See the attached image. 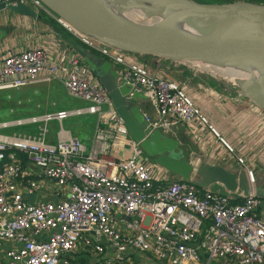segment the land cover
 <instances>
[{
    "label": "built area",
    "instance_id": "obj_1",
    "mask_svg": "<svg viewBox=\"0 0 264 264\" xmlns=\"http://www.w3.org/2000/svg\"><path fill=\"white\" fill-rule=\"evenodd\" d=\"M10 1L52 15L39 0L0 4ZM57 20L109 61L121 78L142 86L151 106L149 110L142 102V111L152 130L177 140L187 136L194 145L188 151L194 166L208 163L244 174L250 193L235 200L201 191L156 165L131 138L78 56L69 53L59 59L36 46L0 52L1 92L58 81L72 98L88 103L0 123V250L13 244L0 264H71L81 244L99 254L115 253V259L91 264H213L233 259H238L236 264H264V200L256 196L258 188L264 190V112L238 88L223 90L229 88L223 84L217 90H191V80L170 71V65L180 64L158 59L164 65L154 68L146 57L106 46ZM212 97L214 112L227 109L229 102L245 106L240 115L230 109L236 118L225 120L234 143L198 104V99ZM84 115L98 117L91 152L63 127V121ZM52 122L58 125L54 134ZM24 126H34L35 132H5ZM47 193L56 200L41 201L51 195ZM27 194H36V202L25 201Z\"/></svg>",
    "mask_w": 264,
    "mask_h": 264
},
{
    "label": "water",
    "instance_id": "obj_2",
    "mask_svg": "<svg viewBox=\"0 0 264 264\" xmlns=\"http://www.w3.org/2000/svg\"><path fill=\"white\" fill-rule=\"evenodd\" d=\"M39 2L73 30L111 48L180 65L240 70L249 77L235 82L238 90L264 112V4H201L193 0ZM3 11L33 19L41 17L19 1L0 4V13ZM129 14H137L139 19ZM9 34V30L0 28V40ZM67 45L100 83L131 138L156 165L178 180L214 194L235 200L249 195L244 174L208 163L196 167L179 140L150 128L142 111L146 97L140 84L128 83L109 61L82 43L70 41ZM256 196L264 200V190L258 188ZM37 197L27 194L24 199L35 203Z\"/></svg>",
    "mask_w": 264,
    "mask_h": 264
},
{
    "label": "crops",
    "instance_id": "obj_3",
    "mask_svg": "<svg viewBox=\"0 0 264 264\" xmlns=\"http://www.w3.org/2000/svg\"><path fill=\"white\" fill-rule=\"evenodd\" d=\"M193 1L198 2V0H193ZM238 1H243V0H234V2H238ZM234 2H230L229 0V2L221 1V2H213L212 4H226V3H234ZM202 4H210V3H202ZM260 4H263V3H260ZM40 14L41 15L45 14L46 16H48L47 18L52 23H48L47 25L42 24L39 21L41 17L39 19H33V18L17 16V15L11 14L8 11L1 12L0 13V28L3 30H9L10 34L6 38L0 40V52L10 54V53H13V51H18V50L26 49L27 47L36 46V47H40V48H44L48 50L52 55L56 54L57 55L56 57L54 55L53 56L59 59H61L63 55L65 54L70 53L72 55H75L74 52L70 50V48L67 45V42H70L73 40L72 39L65 40L63 39L62 36H64L63 34L69 37L71 36L76 41V44H79L80 42L68 30H66L64 26H62L58 22L57 17L52 16L50 14L48 15L47 13L41 12V11L39 12V15ZM152 59H154L153 62H152ZM151 62L154 64V68L157 67V69H160L164 65L162 64V62H160L158 59H155V58H151ZM169 67H170V71L174 70L176 73H180V77L182 80L189 79L192 82H194V80L197 77L195 76V72L200 71L202 73L201 70H203V69L200 70V67H193V65H179V67H176L175 65H170ZM89 77L95 78L92 73L90 74ZM203 77L206 78L207 76L203 75ZM197 81H199V79H196L194 83H191V90H204V87L202 86V84L201 85L198 84ZM204 81L206 84H209L208 81L206 80ZM54 82L57 84L60 83L61 87H63L66 90L62 82H58V81H54ZM54 82H51V83H54ZM51 83H47L48 85L47 84L32 85V86H29L23 89L27 90V89L35 88L38 86L39 87L50 86ZM211 87H212V90H217L218 88H220V87L215 88L213 86ZM17 90H20V89H17ZM17 90H7V92L9 91L12 92V91H17ZM223 90H230V89H223ZM214 98L215 97L209 98V100H206V101L198 99V104L201 106L204 112L208 113L211 116L212 122H216L218 125H220L222 134L229 141L234 143L235 139L232 137L234 134V132L232 131L233 129L230 126V123H226L225 120L230 117L236 118V116L231 114L230 109L233 112V114L239 113L240 115L245 110V106L243 104H240L239 102H229L227 105L228 107L227 109L219 108L218 110L214 112L211 108L213 104L211 103V105H209V103L212 102ZM69 105L72 107L59 109L57 111H49L45 114H52V113H56L59 111H70V110H75L79 108H85L88 106V103L74 98V100L72 99V103ZM45 114H28V115H25L19 118L17 117L16 118H5L3 120H0V123L16 121L18 119H24V118L32 117V116H41ZM76 118H81V119L85 118L84 124L89 128L88 131L84 134H79L81 136L80 137L75 132H72L71 129H66V130L71 131L73 135L78 137L80 141L82 142V144L87 148V151L91 152L93 149L94 141H95L94 137H95V129H96L98 117L94 115H84V116H79ZM78 124L82 125L80 123ZM29 127H32V126H29ZM63 127H64V121H63ZM15 128H19V127H15ZM15 128L7 129L5 130V132L6 133H27L30 131L35 132L34 130H29L26 132L12 131ZM57 128H58V125H57ZM51 140L54 141L55 138L51 137ZM179 141L182 143V147L184 148L185 153L188 156V151H192V148L194 147L193 143L185 135L183 136L181 135ZM47 194H51V195H47L49 197H40L41 201L48 200L49 198L52 199V193H47ZM53 199L56 200L55 198ZM12 245L13 244L10 242L5 244L3 248L0 250V257H3L5 253L12 247ZM81 245L83 246V244ZM82 246H79V248L82 249ZM81 252L83 251H80L79 253ZM0 259L2 260V258ZM84 259L86 260V262H89V264H91L92 260H93V263L94 262L99 263L100 261L115 259V253L113 251H108L105 254H99V256L87 255V254L86 256L80 255L78 256V264L80 262H83Z\"/></svg>",
    "mask_w": 264,
    "mask_h": 264
},
{
    "label": "rangeland",
    "instance_id": "obj_4",
    "mask_svg": "<svg viewBox=\"0 0 264 264\" xmlns=\"http://www.w3.org/2000/svg\"><path fill=\"white\" fill-rule=\"evenodd\" d=\"M200 2H207L212 4L213 0H199ZM262 2H264V0H261ZM202 4V3H201ZM130 17L137 19L138 16L137 14H129ZM139 19V18H138ZM152 61H154V59H152ZM149 63L151 64V59L149 60ZM204 71L205 74H203L204 76H207L206 78L203 77V75H197L196 79H199V81H197L198 84H202L203 87H208V86H213L215 88L220 87L222 84H224V87L228 88V89H236L238 88L235 81H234V77L230 76V75H226V76H219L218 75H213L211 72H209L210 70H208V67H201ZM211 69V68H210ZM216 70V69H214ZM228 71V70H226ZM229 72V71H228ZM212 74V75H211ZM243 78V77H242ZM195 79V80H196ZM194 80V82H195ZM208 81L209 85L205 83V81ZM193 82V83H194ZM38 88V87H35ZM49 89L51 90L50 93H46L42 96L38 95L40 98L37 100L38 97L36 98H32L30 96H28L29 98V102H27V104H25V106L28 108L30 107L29 111L27 113H32V114H45L49 111H57L59 109H64L67 107H72L69 104L72 103V99L74 100V98L70 97L67 93V90H65L63 87H61L60 85H58L57 83H53L52 85H50ZM37 90H45V88L40 87ZM143 105L148 108L149 110H151V106L148 102L143 101ZM28 103H30V105L28 106ZM24 105V104H23ZM3 108H2V112H3ZM4 115H2L1 117H3ZM8 115H5L4 117H7ZM16 118V117H13ZM76 120L77 118H71V119H67L64 121V128L65 129H71L73 132L75 131V125H76ZM56 122H52L51 123V130L53 132V134L57 131V124ZM35 129L34 126L32 127H19V128H15L12 131H21V132H26L29 130H33ZM50 191H52L50 189ZM201 191H205L203 189H201Z\"/></svg>",
    "mask_w": 264,
    "mask_h": 264
},
{
    "label": "trees",
    "instance_id": "obj_5",
    "mask_svg": "<svg viewBox=\"0 0 264 264\" xmlns=\"http://www.w3.org/2000/svg\"><path fill=\"white\" fill-rule=\"evenodd\" d=\"M229 2V0H213V2ZM243 1H249V2H253V3H263L261 0H243ZM199 3H207V2H200L198 0ZM230 2H234V0H230ZM41 18L39 19V21L42 24H48V23H52L46 16L45 14H40ZM63 34V33H62ZM64 36L63 39H72L75 43L76 41L70 36H66L65 34H63ZM148 58V57H146ZM188 72V71H187ZM55 83V82H54ZM53 84V83H51ZM50 84V85H51ZM48 85V84H47ZM58 85H60V83H58ZM61 86V85H60ZM43 88H45V90H37L40 87L38 86V88H30V89H23L21 88L20 90L17 91H9V92H1L0 91V120L5 119L6 117H4L5 115H8L7 117L9 118H13V117H22L28 114H32V113H27L31 107L30 103H28V106L30 105V107H26L25 104H27V102H29V98L28 96L32 98H37V100L40 98L38 95L42 96L46 93H50V86H41ZM26 88V87H25ZM41 99V98H40ZM24 104V105H23ZM2 108L4 109L2 112ZM2 115H4L3 117H1ZM79 119V120H78ZM84 120L85 118L81 119V118H77L76 120V127H75V133L76 134H84L88 131V127L84 124ZM78 123L82 124L79 125ZM87 124V123H86ZM73 132V131H72ZM80 136V135H79ZM81 137V136H80ZM152 159V158H151ZM21 163L24 164L26 157L25 156H21ZM82 246V245H80ZM83 249V250H82ZM82 249L78 247V249L71 255L72 260H71V264H78V256L80 255H97L99 256V253H97L96 251L93 250L92 246H82ZM80 251H83L81 253H79ZM86 253V254H85ZM238 261V259H233L231 261H218V263H213V264H236ZM79 264H89V262H86V260L84 259L83 262H80Z\"/></svg>",
    "mask_w": 264,
    "mask_h": 264
},
{
    "label": "bare ground",
    "instance_id": "obj_6",
    "mask_svg": "<svg viewBox=\"0 0 264 264\" xmlns=\"http://www.w3.org/2000/svg\"><path fill=\"white\" fill-rule=\"evenodd\" d=\"M197 66L200 67V70H201L202 69L201 67L203 65H197ZM205 67H208V66H205ZM208 68H209L208 70H210L209 72H211L213 75H218V74H219V76H221V75L222 76L230 75V76L234 77V81L235 82H238L240 79H245V78L249 77L246 73H244V72H242L240 70H237V69L228 70L229 71L228 72V71H226V69L224 70V69H219V68H215V67H208ZM214 69H216V70H214ZM201 71L204 72L205 70H201Z\"/></svg>",
    "mask_w": 264,
    "mask_h": 264
},
{
    "label": "flooded vegetation",
    "instance_id": "obj_7",
    "mask_svg": "<svg viewBox=\"0 0 264 264\" xmlns=\"http://www.w3.org/2000/svg\"><path fill=\"white\" fill-rule=\"evenodd\" d=\"M148 59H151V58H148ZM156 59V58H155Z\"/></svg>",
    "mask_w": 264,
    "mask_h": 264
}]
</instances>
